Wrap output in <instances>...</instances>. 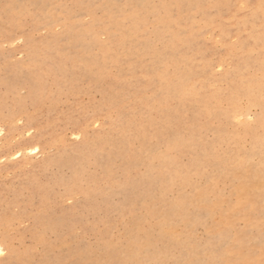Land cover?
Listing matches in <instances>:
<instances>
[{"label": "rangeland", "instance_id": "obj_1", "mask_svg": "<svg viewBox=\"0 0 264 264\" xmlns=\"http://www.w3.org/2000/svg\"><path fill=\"white\" fill-rule=\"evenodd\" d=\"M264 264V0H0V264Z\"/></svg>", "mask_w": 264, "mask_h": 264}, {"label": "bare ground", "instance_id": "obj_2", "mask_svg": "<svg viewBox=\"0 0 264 264\" xmlns=\"http://www.w3.org/2000/svg\"><path fill=\"white\" fill-rule=\"evenodd\" d=\"M107 264V263H106Z\"/></svg>", "mask_w": 264, "mask_h": 264}]
</instances>
